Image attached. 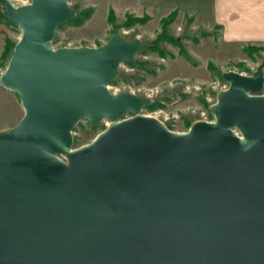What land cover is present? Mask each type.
Wrapping results in <instances>:
<instances>
[{
  "label": "water",
  "instance_id": "1",
  "mask_svg": "<svg viewBox=\"0 0 264 264\" xmlns=\"http://www.w3.org/2000/svg\"><path fill=\"white\" fill-rule=\"evenodd\" d=\"M3 2L20 36L0 85L23 115L0 129V264H264V59L173 130L109 89L138 37L55 47L69 0ZM82 119L107 123L74 146Z\"/></svg>",
  "mask_w": 264,
  "mask_h": 264
},
{
  "label": "rangeland",
  "instance_id": "2",
  "mask_svg": "<svg viewBox=\"0 0 264 264\" xmlns=\"http://www.w3.org/2000/svg\"><path fill=\"white\" fill-rule=\"evenodd\" d=\"M11 1L16 5L28 2ZM122 3L123 0H69L76 14L89 10V15L80 24L65 21L58 26L53 46H98L115 30H119L128 39L138 37L146 44L145 48L135 55L132 63L126 61L120 63L118 74L114 78L116 82L110 83L109 89L113 92L125 89L149 96L151 102L148 106L154 103L159 105L154 108L146 106L142 112L159 118L170 129L183 131L195 120L212 119L209 106L216 100L217 92L227 86L221 72L233 69L251 74L264 59L262 49L259 51L252 49L250 53L242 50L244 43L221 44L217 28L206 29L190 14L178 15L174 9L175 17L171 19L169 17L164 25L161 19L169 13L138 14L124 10ZM3 4L1 0L0 25L3 29V39L0 56L5 38L12 46L6 49L0 58V71L5 67L20 36L19 28L7 18ZM127 13L138 16L147 14L148 19L130 27L122 26ZM159 34L176 38L178 43L168 40L156 43ZM152 43L162 50L163 55L151 48ZM250 44L264 45L254 42ZM22 115L23 109L17 93L0 85V129L13 126ZM106 123L104 120L93 125L86 119L80 120L73 129V145L87 143L104 129Z\"/></svg>",
  "mask_w": 264,
  "mask_h": 264
},
{
  "label": "crops",
  "instance_id": "3",
  "mask_svg": "<svg viewBox=\"0 0 264 264\" xmlns=\"http://www.w3.org/2000/svg\"><path fill=\"white\" fill-rule=\"evenodd\" d=\"M124 10L190 14L206 29L217 28L221 44L264 43V0H123ZM0 25V50L3 32Z\"/></svg>",
  "mask_w": 264,
  "mask_h": 264
},
{
  "label": "trees",
  "instance_id": "4",
  "mask_svg": "<svg viewBox=\"0 0 264 264\" xmlns=\"http://www.w3.org/2000/svg\"><path fill=\"white\" fill-rule=\"evenodd\" d=\"M0 3H1V0H0ZM76 15H77V17L74 20H70V22H73L75 24H80L84 18L88 17L89 10L88 11L87 10L86 11L85 10L80 11ZM110 15H111V12H110ZM175 15H176V11L169 12V14L166 15L165 17H163L161 20L164 22V25H165V23L168 22L167 20H169L168 18L169 17H170V19L171 18H174ZM147 19H148L147 14H144L142 16H138V15H134V14H131V13H127L126 19L122 22V26L130 27V26H132L133 24H135L137 22L138 23H142V22L146 21ZM217 28H218V26H217ZM158 37L159 38L155 40L156 43L159 42L160 40H168V41H171L173 43L174 42L178 43V40L176 38H173V37L168 38V37H165L164 34L161 35V36L159 34ZM9 42L10 41L7 38H5L4 49H3L2 53H1V56L4 55V53H5L4 51L6 49H10L11 48L12 44L9 43ZM151 48L152 49H156L158 52L161 53V55H163L162 50L159 47H157L156 44L152 43L151 44ZM252 49H253V51L254 50H258L259 51L260 49L264 50V45H256L255 46L254 44H250V43H244L243 44V47H242V50L243 51H246V52H250L251 53ZM1 56H0V58H1ZM114 82H116V81L113 80L111 83H114ZM157 105H159V104L158 103H156V104L154 103V104H151L150 106H148V108H154Z\"/></svg>",
  "mask_w": 264,
  "mask_h": 264
}]
</instances>
